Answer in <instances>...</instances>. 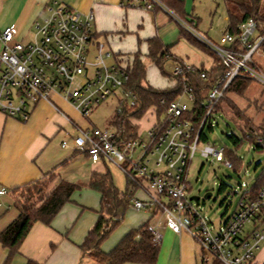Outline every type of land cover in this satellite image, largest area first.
<instances>
[{
	"label": "built area",
	"instance_id": "obj_1",
	"mask_svg": "<svg viewBox=\"0 0 264 264\" xmlns=\"http://www.w3.org/2000/svg\"><path fill=\"white\" fill-rule=\"evenodd\" d=\"M122 6L147 10L166 9L162 0H122ZM93 11L80 12L63 0H50L44 13L33 25L34 37L25 42L15 26L0 31V111L8 117L27 122L41 101L53 100L59 94L68 100L83 119L90 120L93 111L110 97L118 101L116 113H122L124 104L132 107L137 96L129 88L130 71L127 64L116 57L106 44L97 39L94 31ZM188 31L216 52L226 67V72L210 90L204 105V115L195 126L188 114L195 105L193 86L189 76L198 74L199 67L182 60L176 62L172 75L180 77L183 93L170 102L161 99L160 106L153 105L149 125L128 139L118 136L117 130L102 129L96 125H75L76 134L67 133L75 150L82 151L94 163L113 162L127 176V197L138 210L162 212L166 223L176 233L188 231L202 247V260L212 264H252L256 252L264 243V228L259 219L264 216V185L255 197L242 198L232 215L215 227L206 220L189 191V166L197 150L205 158L212 157L232 167L224 149L200 141L217 105L238 76L264 82V70L253 59L262 52L260 37L245 53L230 46L236 36L226 30L219 43L197 34L187 24ZM239 39L244 45L254 36L256 22L253 18L239 25ZM113 61H109V60ZM256 63L260 71L251 67ZM203 79L206 71L199 72ZM186 97L188 101L184 99ZM161 109V110H160ZM63 140L62 147H69ZM258 143H264L257 136ZM138 192L145 197L137 196ZM8 190L0 188V195ZM155 242L162 235L157 225H150Z\"/></svg>",
	"mask_w": 264,
	"mask_h": 264
},
{
	"label": "rangeland",
	"instance_id": "obj_2",
	"mask_svg": "<svg viewBox=\"0 0 264 264\" xmlns=\"http://www.w3.org/2000/svg\"><path fill=\"white\" fill-rule=\"evenodd\" d=\"M190 12L198 20V26L195 31L206 39L219 43L224 31L228 24V14L223 0H216V3L206 5V3H195V6H190ZM98 27V26H97ZM98 29H100L98 27ZM162 35L159 37L163 43L170 47L174 53L172 58H168L162 64V69L154 61L146 56L147 42L142 34L137 32L129 33L125 38L117 36L112 38L108 36L112 42V49L115 53L131 54L138 50L143 55V62L146 68V79L144 84H149L158 88H168L174 84V79L171 77L173 67L178 60L187 61L198 67H205L211 69L215 64L214 56L204 48L202 45L196 44L185 36V29L181 23L179 25L174 21L172 24H163L161 26ZM35 29L32 28L20 37L25 42L34 37ZM100 41L106 40L105 36L99 37ZM201 40V38H200ZM203 41V40H202ZM121 42V43H120ZM120 43V44H119ZM114 53V54H115ZM129 58L131 57L130 55ZM264 58L261 54H255L254 60ZM128 58V57H127ZM110 62L113 60H109ZM186 101L189 100L184 97ZM54 102L65 112L67 115L77 120L83 127L88 125H96L102 129L115 130L116 127L110 121L116 116V107L118 101L115 97L108 98L105 102L101 103L92 113L91 119H83L78 115L68 104L64 103L59 98L53 99ZM230 103L236 105L240 110L246 112V116L250 118V125L257 128L264 124V82L259 79L250 81L248 88L241 94L231 91L227 94L221 103L222 111H215L211 117L213 121L212 128L209 122L205 128L207 136V143L217 146L219 149L226 148L228 159L234 160V166L229 167L221 162H215L212 157L205 158L197 150L194 157L190 161L189 166V191L190 196L200 195L199 204L197 206L199 212L205 216L206 220L218 227L221 221H225L236 210L244 192L250 190L264 176V149L257 150L251 139L245 136V132L240 125L244 123L240 120L239 123L235 118L230 116L233 112L230 108ZM191 106V102H189ZM48 106V105H47ZM36 118L37 132H42L41 141L43 155L42 158H58V161H63L68 158V161L62 163L58 167V172L61 177L76 183L80 186L75 193L74 199L71 202L84 203L89 207V212H97L100 204V194L97 190L89 186V179L93 171L110 172L115 186L120 192H125L129 186L126 174L113 162L107 161L106 164L99 162H92L86 154L82 151L75 150L71 145V140L66 131L76 134L74 125L65 121L59 114H56L51 107H42L38 111ZM229 114H227V113ZM150 112L139 120V131L142 132L150 122ZM33 122V121H31ZM256 132V131H255ZM235 134L242 141L236 145L229 135ZM142 136L146 134L143 131ZM63 140H70V146L63 148L61 142ZM205 143V142H203ZM54 174L41 179L38 184V189H33V194L29 195L27 188H17L14 193V201L20 205H28L35 208L44 200L45 196L52 189L54 183ZM211 193L208 198H204L205 194ZM29 197L28 200L25 198ZM1 200V199H0ZM1 202V201H0ZM97 206V207H96ZM5 207H0V211H5ZM144 210L136 209L131 203L125 212V217L132 216V214L142 213ZM17 213L18 210L14 203L8 214ZM88 214L86 218H91ZM124 221L111 232V234L118 228L126 225ZM111 234L104 240L106 241ZM191 235V234H190ZM192 237V236H191ZM200 251V264H212V257L210 254V262L204 263L202 260V247L197 242ZM99 264L94 259L86 257L84 264Z\"/></svg>",
	"mask_w": 264,
	"mask_h": 264
},
{
	"label": "crops",
	"instance_id": "obj_3",
	"mask_svg": "<svg viewBox=\"0 0 264 264\" xmlns=\"http://www.w3.org/2000/svg\"><path fill=\"white\" fill-rule=\"evenodd\" d=\"M49 1L0 0V31L6 26L12 25L18 29L19 37H24L33 28L34 22L42 16ZM63 1L80 12H94L95 36L100 40L99 37L104 35L106 38L104 43L112 51V42L108 36L115 38L119 35L125 38L129 33L137 32V34L143 33L142 36L146 38L145 41L151 37H158L161 40L159 37L162 35L161 26L163 24L173 25L174 21L179 25L182 23L183 27L187 31L189 30L187 24L168 7L166 9L157 8L155 10L125 7L121 5L122 0ZM184 1L185 10L189 14L188 18L195 27L198 26V20L190 12V6H195L197 1L206 3V5L216 3V0ZM171 53L174 55L172 51ZM259 54L264 56V52L258 51L257 55ZM122 55L126 59L127 55L130 54ZM257 61L264 70V58L258 57ZM55 98H59L68 104L80 116L79 112L68 100L59 94H54L53 99ZM47 105L65 121L71 122L74 127L77 124L80 125L76 119L63 112L57 104L61 111L48 101H41L27 122L8 117L0 111V188L5 187L8 190L7 194L0 195V207H5L6 209L5 211H0V231L18 216L16 215L17 213L7 215L8 209L14 203L12 190L15 187L31 181L41 180L53 173L55 176L53 188L63 178L58 172V167L63 162H67L68 158L63 161H58V158L55 157L50 158V155L49 157L42 158L44 150L42 149L43 143L41 141L42 132H37L34 129L36 128V118L38 117L39 109L48 107ZM68 132L66 131V133ZM74 193L71 201L74 199ZM137 196L141 198L145 197L142 192H138ZM71 201L61 209L51 224L47 225L38 221L32 225L28 235L20 246L19 254L13 258L11 264H26L28 259L36 260L42 264H84L85 258L90 256L83 250L82 244L99 218L101 212V194L100 204L95 213L89 212L87 209L94 207ZM88 214L91 215V218H86ZM124 219L126 220V225L121 228L118 227L106 241L102 242V250L109 252L129 230L139 228L144 223L149 222L150 225H157V229L162 235V239L158 243L160 247L159 256L154 264H200V251L197 241L186 230L176 233L169 228L166 223V217L162 212L156 211V209L144 210V212L132 214L128 218L124 214L123 221ZM259 224L264 228V221L262 222L261 218L259 219ZM7 254L8 249L0 242V264H3ZM124 264L145 263L126 262ZM252 264H264V243L256 252Z\"/></svg>",
	"mask_w": 264,
	"mask_h": 264
},
{
	"label": "trees",
	"instance_id": "obj_4",
	"mask_svg": "<svg viewBox=\"0 0 264 264\" xmlns=\"http://www.w3.org/2000/svg\"><path fill=\"white\" fill-rule=\"evenodd\" d=\"M162 1L186 24L194 29L196 28L188 18L189 14H187L185 10L184 0ZM224 4L228 14L227 30L237 37L230 47L238 52L245 53L249 50V46L253 45L260 37H264V0H224ZM249 18L255 20L256 30L254 36L249 40L248 45H244L239 39V25L247 21ZM183 32H185V36H187L192 42L207 48L215 58V64L211 69L199 67V72L206 71V79H203L199 72L198 74L189 76V83L194 89L195 105L188 116L192 119L195 126H198L205 112L202 102L206 100L210 90L226 72V67L220 56L204 42L199 40L186 29H183ZM146 42L148 45L146 56L162 69L164 61L174 56L170 51V47L166 46L158 37L148 38ZM258 48L264 52V38L261 40ZM130 56V58L128 56V58L124 59V55L116 54V57L120 58L127 64L130 71V81L128 86L138 99L132 107H128L124 104L123 112L120 114L116 113V116L110 121V123L116 127L118 136L124 139L137 135L139 128L138 122L151 106H160L161 99L170 102L183 93V82L181 78L175 77L172 74L171 77L174 79V84L171 87L158 88L149 84H144L146 79V68L143 62L142 53L138 50L130 54ZM181 61L182 60H178L177 62ZM249 65L259 71L261 70L254 62H249ZM253 80V78L245 76L236 77L230 84L225 97L231 91L238 94L243 93L248 88L250 81ZM222 101L217 105L215 111L225 112L221 109ZM230 108L233 115L226 113L235 118L238 123V120L242 121L244 125L240 126L243 128L245 136L251 139V142L255 145V149L263 150L264 143H258L256 137L262 136L264 138V124L255 128L250 125L251 120L246 116L244 110H240L236 105L231 103ZM210 127L212 128V125ZM229 137L236 145L242 141L235 134H231ZM200 141L207 142V136L205 133L201 134ZM224 153L225 156L228 154L226 148L224 149ZM231 162L233 167L235 164L234 160ZM40 181L41 180L28 182L15 187L12 191L14 193L17 188L25 187V189L27 188L26 191H28V194L32 195L34 188H36V192L41 190L40 188L38 189ZM263 185L264 176L254 184L250 190L244 192L243 196L247 193L255 197ZM89 186L101 194V212L93 229L88 233L82 244L83 250L99 264H124L126 262L145 264L156 263L160 247L159 244L155 242L153 234L149 229V222L144 223L139 228L129 230L109 252L101 249L102 242L122 222L123 216L131 204L127 197L129 186L125 192H120L115 186L110 172L105 171H93ZM78 188L79 185L76 183L62 178L49 191L40 205L35 208H31L28 205H20L14 201V205L18 210V216L0 231V242L8 249V254L3 264H11L13 258L19 254L20 246L28 235L32 225L38 221L47 225L51 224L61 209L71 201L73 193ZM25 199L28 200L29 197H26ZM261 220L262 222L264 221V216H261ZM26 264L42 263L33 259H28ZM214 264L220 263L216 262Z\"/></svg>",
	"mask_w": 264,
	"mask_h": 264
},
{
	"label": "water",
	"instance_id": "obj_5",
	"mask_svg": "<svg viewBox=\"0 0 264 264\" xmlns=\"http://www.w3.org/2000/svg\"><path fill=\"white\" fill-rule=\"evenodd\" d=\"M210 195H211V193H207V194H205L204 198H208ZM200 197H201L200 195H192L191 199L194 200L196 202V204L198 205L199 201H200Z\"/></svg>",
	"mask_w": 264,
	"mask_h": 264
}]
</instances>
